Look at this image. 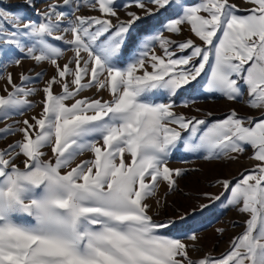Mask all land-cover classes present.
<instances>
[{"label": "snow or ice", "instance_id": "1", "mask_svg": "<svg viewBox=\"0 0 264 264\" xmlns=\"http://www.w3.org/2000/svg\"><path fill=\"white\" fill-rule=\"evenodd\" d=\"M24 3L34 6L33 0ZM70 3L49 4L37 20L0 9V57L5 58L0 68L20 66L28 58L56 69L39 90L43 107L38 117H31L34 123L24 119L23 127L15 121L0 128V139L22 134L0 148V264H264V0H245L252 5L246 9L230 0L195 5L148 0L151 8L135 0L144 14L129 12L126 21L118 17L115 0H84L103 15L68 19L70 13L61 9ZM105 17H116V23ZM149 17L166 22L143 37L139 54L119 67L136 26ZM185 23L202 45L163 35L179 34ZM68 32L71 39L64 40ZM49 37L71 46L73 55L63 66L58 63L63 50ZM157 43L163 56L152 49ZM173 44L190 54L174 58ZM30 80L21 73L17 84L7 74L0 119L23 115L34 106L28 97L38 90L25 86ZM193 82L229 101L242 99L246 90L245 105L259 111V117L232 109L209 125L176 113L171 97ZM54 85H60L59 94ZM93 87L107 90L111 98L75 99ZM164 94L169 102H156ZM71 99L73 103H66ZM181 146L189 153L203 150L206 160H234L231 153L250 146L258 163L240 179L217 180L222 191L204 193L209 203H195L175 218L156 220L147 201L157 196L161 182L174 190L176 178L187 171L168 166ZM46 148L52 153L47 159ZM84 153L92 157L77 163ZM21 157L22 167L17 163ZM225 200V207H236L247 219L243 232L219 256L205 253L193 259L189 249L196 247L197 235L186 234L190 245L164 234ZM156 203L162 206L160 200Z\"/></svg>", "mask_w": 264, "mask_h": 264}, {"label": "rangeland", "instance_id": "2", "mask_svg": "<svg viewBox=\"0 0 264 264\" xmlns=\"http://www.w3.org/2000/svg\"><path fill=\"white\" fill-rule=\"evenodd\" d=\"M143 2L147 7H153V5L148 3V0H143ZM186 2L189 5H195L199 3L200 0H186ZM52 3L62 5L63 0H33L34 6H26L24 0H0V9H4L7 13H15L32 20H37L38 12L47 10L48 5ZM230 3H235L240 9L252 7L251 4L245 3V0H230ZM78 5L79 9L77 10ZM126 5L127 7H125ZM114 8L118 17L125 21L131 19L128 15L129 12H134L139 16H143L144 14L143 9L135 6V0H115ZM61 10L70 13L67 17L68 19L74 18V15L97 17L103 15L98 10L91 9L84 3V0H71L70 5L63 7ZM105 18H110L113 24L116 23V17ZM7 19L11 20V17H7ZM163 22H166L163 17L159 19L149 17L139 22L134 31L133 39L130 40L124 48L123 56L118 66L123 68L131 59L135 58L139 54L140 48L138 45L143 37L150 34L153 29H160ZM5 27H7V25H5ZM181 27L182 31L179 34L163 31V35L170 37L176 42H184L188 39H192L196 44L202 45V41L191 32L190 25L185 23ZM60 34V32L56 33V35ZM63 36L64 40L71 39L70 32L63 33ZM48 40L55 46L62 48L64 54L59 58L58 63L63 66L73 55L71 46L65 44L64 41H56L51 37H49ZM152 49L157 55L163 56V50L159 47L158 43L152 45ZM170 50L176 54L174 58L190 54V50L181 52L175 44L170 45ZM16 55L19 57L21 54L16 52ZM4 59L5 58L0 57V60ZM74 66L73 64L72 67ZM148 70L151 71L150 66H148ZM8 73L12 74L13 82L17 84L20 83L21 73L30 76L31 80L28 81L25 86L35 87L38 91L35 95L28 97V99L33 102V107L26 109L23 115H13L7 120L0 119V128H3L5 124H13L15 121L20 122L16 125L17 127H23L22 122L24 119H29L30 122L34 123V121H31V117L34 115L38 117L43 107L40 103L43 99V93L39 90L44 87L48 79L56 75L55 67L48 62L37 64L28 58L22 59L20 66L8 63L5 67L0 68V77H3L0 78V95L5 94L3 88L6 84ZM37 73H42V76L37 78ZM68 80L70 88L74 87L70 83L71 77H68ZM53 91L59 94L61 92L60 85H54ZM81 97H89L90 99L102 98L103 100H109L111 98L107 90L97 92L94 87L83 90L75 99H80ZM247 98V92L245 90L242 99L229 101L219 94L210 95L206 93L202 85L193 82L191 86H185L175 96L171 97V102L175 105L173 111L176 113H183L187 117L195 116L198 119L205 120L207 124L210 125L224 119L226 114L232 109H236L242 116L250 115L259 117V111L252 110L245 105V100H247ZM73 102L74 99L66 101L68 104ZM156 102L167 103L169 102V97L166 94L158 95L156 97ZM185 103H187V107L184 106ZM197 109H199V111H197ZM201 130L203 131V127ZM15 134H13V137H17L13 138L12 141H9V137L12 135H5L0 139V148H5L8 143H13L22 138L21 133L17 132ZM44 151L46 152L45 159L52 155L50 148H46ZM91 155H86L87 157H85V159H90ZM205 155L206 153L203 152V150L197 153L185 152L183 151V146L171 154L168 159V166L173 169L180 168L187 171H185L182 176L176 178V188L174 190L170 191L167 185L161 182L157 191V196L147 201L152 206L149 214L153 215L154 219L166 220L168 218H175L189 205L195 203H209L204 193L215 195L222 191V186L216 183L217 180L240 179L242 178V174H247V171L251 170L258 163L255 159H252L253 149L250 146H247L243 153H231V155L236 156L234 160L224 157L206 160L204 159ZM22 159L23 157H21L17 163L21 165ZM128 159L130 160V157ZM157 199L160 200L162 206L157 205ZM225 203L226 200L211 204L207 211L194 219L186 221L182 228L169 229L164 232V234L182 239L185 243L190 245L193 242L186 238V234L190 235L194 233L197 235L198 240L195 242L196 247L189 249V255L193 259L201 258L205 253L219 256L229 248L231 238L243 232L244 221L247 219V216L242 215L236 207H225ZM221 228L225 229L223 233L217 231V229Z\"/></svg>", "mask_w": 264, "mask_h": 264}, {"label": "crops", "instance_id": "3", "mask_svg": "<svg viewBox=\"0 0 264 264\" xmlns=\"http://www.w3.org/2000/svg\"><path fill=\"white\" fill-rule=\"evenodd\" d=\"M15 135H18V134H15ZM15 137H17V136H14V137H13V134H12V136L9 137V141H12V139L15 138ZM11 143H12V142L8 143V144L5 146V148H6L9 144H11ZM100 143L102 144V141H100ZM88 154L91 155V153H84V154H82L81 156H78L76 162H79L80 160L85 159V157H87L86 155H88ZM91 157H92V155H91ZM20 166L22 167L23 165L21 164Z\"/></svg>", "mask_w": 264, "mask_h": 264}]
</instances>
